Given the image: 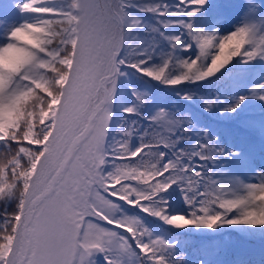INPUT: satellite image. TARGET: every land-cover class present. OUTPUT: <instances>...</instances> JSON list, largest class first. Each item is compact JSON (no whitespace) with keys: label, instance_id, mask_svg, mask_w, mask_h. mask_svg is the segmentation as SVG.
Masks as SVG:
<instances>
[{"label":"snow or ice","instance_id":"obj_1","mask_svg":"<svg viewBox=\"0 0 264 264\" xmlns=\"http://www.w3.org/2000/svg\"><path fill=\"white\" fill-rule=\"evenodd\" d=\"M257 140L264 0H0V264H224L264 239Z\"/></svg>","mask_w":264,"mask_h":264},{"label":"trees","instance_id":"obj_2","mask_svg":"<svg viewBox=\"0 0 264 264\" xmlns=\"http://www.w3.org/2000/svg\"><path fill=\"white\" fill-rule=\"evenodd\" d=\"M243 1V2H242ZM245 0H241V4H244ZM169 3H174L175 0H168ZM247 2V0H246ZM245 2V3H246ZM222 10H225L222 8ZM227 12L224 14L222 13V19L223 24L225 25L226 21H224V17H226ZM230 16V15H229ZM227 19V17H226ZM232 20V18L230 19ZM233 21V20H232ZM237 22V20L233 21V25ZM224 31H226V28H224ZM214 79V78H213ZM207 84V82H204ZM182 87V86H180ZM214 86H209L204 89H201V93L206 94V95H213V89ZM163 99L168 103L170 107L176 108L177 110L183 109L185 111H188L189 109L187 108L186 104L184 101H181L178 97L175 96H168L165 93L161 92L158 93ZM205 122V121H202ZM206 123H209L211 126L216 127L217 125L215 122L212 121H206ZM138 159V157H137ZM176 231H187L185 230H176ZM236 234H233L231 237H227V240H231L232 238H235ZM181 244L178 245V248H181V253L184 254V258H186L189 261V264H192L193 261H196L198 258L201 257V247L204 243H206L208 240V237L201 236L199 234H193V235H182L179 237ZM255 239H260V238H255ZM221 242V241H220ZM221 244H224L221 242ZM230 244L225 243L222 246V249L219 251V255L215 257V259L221 260L224 262V264H237L238 261H247V260H252V261H259L260 257H255L251 255L247 256H236L234 257L233 254L230 252Z\"/></svg>","mask_w":264,"mask_h":264},{"label":"rangeland","instance_id":"obj_3","mask_svg":"<svg viewBox=\"0 0 264 264\" xmlns=\"http://www.w3.org/2000/svg\"><path fill=\"white\" fill-rule=\"evenodd\" d=\"M222 2V0H218V3H221ZM243 2V1H242ZM245 2H246V0L244 1V4H245ZM225 5H241L239 2H238V0H233V1H230V0H225V3H224ZM228 8V7H227ZM232 8V11H231V13H230V16H229V20L232 18L233 20H237V22L235 23V24H237L239 21H240V19H241V17L243 16V10L242 9H240V8H238V7H231ZM228 10L227 9H225V10H222L221 9V12L222 13H226ZM230 11V10H229ZM228 15V14H227ZM227 15H226V17H227ZM226 17H224V21H225V19H226ZM222 21L223 20H221V24H220V30H221V32H226V31H230L231 29H232V26H231V28L229 27V28H227L229 25H224V24H222ZM230 22H231V20H230ZM233 24V22H231L230 23V25H232ZM234 24V25H235ZM226 27V31H224V28ZM256 162L258 163V164H260V163H264V160H262V158H261V154H260V150H259V146H257V148H256ZM242 179L244 178V177H241ZM237 238V237H236ZM235 238V239H236ZM235 239L234 240H232L229 244L231 245V248H232V250H233V252H234V254H236V253H244V254H247V253H250V254H252V253H255V254H260V255H262V254H264V243H262V245H260V246H258V247H251L250 246V241L249 240H240V241H238V240H236L235 241Z\"/></svg>","mask_w":264,"mask_h":264}]
</instances>
